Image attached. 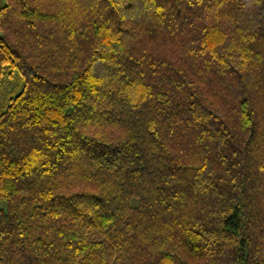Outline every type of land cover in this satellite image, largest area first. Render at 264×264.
<instances>
[{
    "label": "trees",
    "instance_id": "trees-1",
    "mask_svg": "<svg viewBox=\"0 0 264 264\" xmlns=\"http://www.w3.org/2000/svg\"><path fill=\"white\" fill-rule=\"evenodd\" d=\"M3 98L0 264H264V0H7Z\"/></svg>",
    "mask_w": 264,
    "mask_h": 264
},
{
    "label": "rangeland",
    "instance_id": "rangeland-1",
    "mask_svg": "<svg viewBox=\"0 0 264 264\" xmlns=\"http://www.w3.org/2000/svg\"><path fill=\"white\" fill-rule=\"evenodd\" d=\"M6 3H7V0H0V6L4 5V4H6ZM13 84H15V83L12 82V84L10 83V85H9V84H6V86H5V88H4V91L6 92V91L10 88V86H12ZM5 99H6V98H3L2 102L0 103V108H1L2 106H4V104H5Z\"/></svg>",
    "mask_w": 264,
    "mask_h": 264
}]
</instances>
